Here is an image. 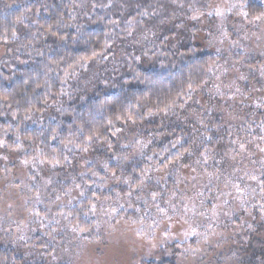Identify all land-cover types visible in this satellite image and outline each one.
<instances>
[{"label": "clouds", "instance_id": "obj_1", "mask_svg": "<svg viewBox=\"0 0 264 264\" xmlns=\"http://www.w3.org/2000/svg\"><path fill=\"white\" fill-rule=\"evenodd\" d=\"M0 264H264V0H0Z\"/></svg>", "mask_w": 264, "mask_h": 264}]
</instances>
